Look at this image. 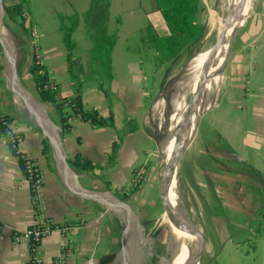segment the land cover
I'll list each match as a JSON object with an SVG mask.
<instances>
[{"label":"crops","instance_id":"obj_1","mask_svg":"<svg viewBox=\"0 0 264 264\" xmlns=\"http://www.w3.org/2000/svg\"><path fill=\"white\" fill-rule=\"evenodd\" d=\"M129 1L140 4L135 0H112L111 13L114 12L116 25L118 18L122 22L118 16L128 10ZM17 2L19 0L10 5ZM143 9L141 6L140 10ZM3 11L0 5V114L13 119V131L23 136L20 152L35 160L43 177L38 199L44 209L42 211L35 205L32 187L19 157L13 153L7 140L0 138V264H28L31 246L28 242L16 243L13 234L44 221L68 229L66 234L54 232L41 241L39 249L44 264H55L60 256L66 258L65 264H101L98 256L103 253L101 226L105 214L100 202L105 203L103 199L112 196L108 193H115L118 189L124 191L135 169L152 163L156 141L147 132V118L153 102L146 86L141 84L145 68L142 64L135 66L136 61L132 58L131 65L127 64L122 72V79L116 76L113 80L110 92L92 77L89 82L84 81L83 101L87 109L95 108L105 118L113 115L115 127L97 128L88 122L75 121L71 131L64 134L57 107L39 99L30 73L35 46L41 48L37 34L32 30L28 35L12 21L18 27L14 33L21 39L16 47L3 24ZM143 12L147 14L152 10L144 9ZM123 24L120 25L124 27ZM111 27L115 29L114 25ZM87 43L85 40V46ZM51 44L41 52L42 64L55 79L58 95L72 98L73 83L65 84L61 78L69 70L65 50ZM19 48L25 50L27 60L24 63H19ZM114 57H117L115 52ZM88 68L92 73V65L85 73H90ZM237 73L241 74V110L235 116L223 114L216 152L221 155L223 142L230 144L233 139L238 143L237 138L241 141V154L231 157L233 166L241 165L243 170L241 195H228L233 214L241 218L238 229L241 243L227 244L222 253L229 251V264H264V202L255 203L264 200V0H251L245 9L241 20V67ZM207 135L208 130H205L200 140ZM43 143L49 147L47 154L43 152ZM117 144L118 150L113 155ZM251 152L258 158H252ZM78 154L99 168L93 172L76 171L69 160ZM228 154L231 153L225 152V156ZM214 164L221 169L224 164L222 156H214ZM229 185L233 190L237 187L233 183ZM81 190L88 191L95 199L82 196ZM240 202L241 210L238 209ZM105 206L107 209L111 207L107 203ZM221 223L222 227L232 228V223L228 224L225 219ZM210 249L212 254L209 257L208 247L204 245L203 262L207 255L208 259L212 258L211 263L218 257L215 245L212 244Z\"/></svg>","mask_w":264,"mask_h":264},{"label":"rangeland","instance_id":"obj_2","mask_svg":"<svg viewBox=\"0 0 264 264\" xmlns=\"http://www.w3.org/2000/svg\"><path fill=\"white\" fill-rule=\"evenodd\" d=\"M1 1L5 7L9 6L11 2H15V0ZM25 1L26 23L29 24L31 33L33 30L37 34V39L40 42L39 47H41L40 52H43L51 43H53L51 45H59L65 50L69 64L68 72L61 77L65 84L73 83L74 88L79 83L84 85V81L89 82L92 77L110 92L113 80L116 76L122 79V72L127 64L131 65L132 58L136 61L135 66L142 64L141 66L145 68V71H141L143 76L141 84L146 86L145 88L153 102L147 118V132L156 141V145H153L154 154L150 161L152 163L148 167L146 165L135 169L136 171L134 170L137 172L144 169L145 175H142L143 178L138 186H129V193H123L120 189L115 193H108V195H115L118 198L121 196L122 202L127 204L129 208L123 207L124 210H127L124 212L123 209L116 211L112 206L107 209L102 205V212L105 215L101 226L103 253H99L98 256L101 257V264L109 262V257H114L111 264H128L130 251L123 257L120 256V253L124 246L130 245V238L136 242V245L132 244L134 257L130 264H162V259H168L171 256L168 252V228L164 220V207L159 196L160 171L164 165L161 145L166 138L168 139L171 119L174 114V102L187 91L185 104L190 105L194 92L198 88L202 96L196 106L197 113H195L196 115L188 130L180 138L181 155L184 154L177 165L178 185L181 190L184 216L190 222L192 229L194 242L192 250L197 256V264H229V251L222 253L223 249L232 242L241 243V233H238V229L241 227V218L233 214V209L229 206L230 198H228L230 193L232 196L241 195L243 170H241V165L233 166L231 160V157H237V153L241 154V141L239 142V138H237L238 143L234 142L233 139L231 142L229 141L230 144L223 142V145L220 146L221 155H217L216 151L219 147L217 140L222 133L223 123L220 120L223 114L230 113L235 116L241 110V78L239 79L241 74L237 73L238 67H241V20L231 38V50L230 52L228 50L229 53H227L223 68L220 70L221 73L218 72L220 76L218 83H213L216 76L215 72L208 75L209 81L206 85H202L201 88L196 87L193 90L192 88L196 80L200 81L203 78V71L208 69L210 65L200 69L197 67L198 61L209 56V50L216 44L232 15L230 2L234 6L236 2L234 4V0H230V2L229 0H201L202 12L199 20L206 29L203 39L184 50L173 62L158 67L155 63L156 52L150 49V45L146 41L151 34L148 26L150 23L154 24L161 34L166 32V26H164L160 13L146 14L143 12L142 14L144 9L146 11L150 8L153 10V0H135L140 2L139 5L129 1L127 3L128 10L123 11L122 16H118L121 17L122 22L120 24L124 23V27L118 23L120 18L116 22L117 25L113 21L112 0H109V7L105 3L108 0ZM238 5H241L240 2ZM141 6L144 7L143 10H140ZM2 17L8 35L16 46L21 41L14 33L18 27L14 26L12 21L6 17V12ZM74 23H76V28L72 34L74 50L71 62L73 73L78 76L79 83L78 80H73L70 71L71 64L68 61L70 51L63 30V26L71 28ZM112 25L115 26V29H112ZM117 29H120L117 40L119 43L117 42L118 47L116 44L113 48L110 57L112 68L108 72L105 59L99 58L97 62L94 56L95 53L98 56L99 52L103 51L99 47V41L106 42L115 34ZM85 40L88 41L86 46ZM36 46L35 48H37ZM24 52L23 48L18 49L19 63H24L27 60ZM114 52L117 57H114ZM33 53L36 61V49ZM74 54H77V57ZM89 65H92V73L91 68H88L90 73H85ZM213 67L214 64L211 63L210 72ZM157 104H160V107L156 109ZM236 129L238 128L235 127ZM205 130H208V135L205 139L200 140ZM239 136L241 140V134ZM190 145L188 152L187 148ZM249 146L254 149L252 144ZM250 147L249 150L252 151ZM225 152L231 154L225 156ZM253 153L250 154L252 158H258ZM214 156H222L224 164L221 169L215 166ZM162 175L165 176L164 169ZM132 177L128 185L132 181ZM230 183L236 184L237 187L234 190L230 189ZM130 190L134 191L131 192ZM226 193L227 195H225ZM165 195L169 210L166 183ZM170 201L173 208L171 194ZM263 202L264 200L261 199L255 203L263 204ZM238 209L241 210V202ZM128 212H132L141 227L134 224L135 219L129 216ZM222 219L227 220L228 224L232 223V228L222 227ZM169 225L170 235L177 240L174 226L171 223ZM263 235L264 233H262V237ZM212 244L218 249L216 253L218 257L211 263L212 258L208 259L207 255L203 262L205 259L204 245H207L210 257Z\"/></svg>","mask_w":264,"mask_h":264},{"label":"trees","instance_id":"obj_3","mask_svg":"<svg viewBox=\"0 0 264 264\" xmlns=\"http://www.w3.org/2000/svg\"><path fill=\"white\" fill-rule=\"evenodd\" d=\"M153 2L154 8L152 13L161 14L164 26H166V32L161 34L160 31L156 29L155 25L150 23L148 28L151 31V34H149V38L147 37L146 41L149 43L150 49L156 52L155 63L160 67L166 63L173 62L184 50L200 42L205 35L206 29L199 20V16L202 12L201 0H153ZM25 3V0H21V2L11 4L7 7L4 6V8L6 17L14 23L19 24L26 33L30 35L31 31L26 26ZM105 3H107L108 7L110 6L109 0ZM118 23L120 24V20H118ZM75 24L76 23H74L71 28L63 26V30L65 31V40L68 43V49L70 51V54L68 55V61L71 64L70 71L73 75V80H78V76L73 73V64L71 62L74 50L72 34L76 28ZM118 33L119 30L117 29L115 34L111 38H108L106 42L102 43L99 41V47L103 50L101 51L102 55L98 51L99 55L97 56L95 53L94 56V58L96 57L97 62L99 58L105 59L106 65H108V72H110L112 68V60L110 57L113 48L117 43ZM1 69L0 66V71ZM30 73L36 83L39 99L45 104H51L57 107L64 134L71 131L73 128V122L75 121L88 122L97 128L115 127L113 115L109 118H105L97 109H87L83 101V83L80 84L79 80V84L73 88L74 96L72 98H63L58 95V90L54 89V85L50 80L51 75L49 71L42 63H37L35 57L30 68ZM0 119L1 121H13L11 117L3 114H0ZM4 128L5 127L1 126L0 130L3 131L9 147L13 153H15V150L12 148L10 132H8V129ZM43 146V152L47 154L49 150L47 143H43ZM117 150L118 144L114 147L113 155H115ZM20 162L25 172L24 161L20 159ZM69 164L73 169L82 173L93 172L95 169L99 168V166L95 165L91 160L81 154H78L74 159H70ZM120 197L121 196H119V198ZM109 258V262H106L105 264H111L113 262L114 257Z\"/></svg>","mask_w":264,"mask_h":264},{"label":"bare ground","instance_id":"obj_4","mask_svg":"<svg viewBox=\"0 0 264 264\" xmlns=\"http://www.w3.org/2000/svg\"><path fill=\"white\" fill-rule=\"evenodd\" d=\"M239 2L241 4L240 6L238 5ZM250 3H251V0H249V2L247 3L246 9H248ZM234 4L235 6L232 5L230 2V7H231L230 11L232 10L231 11L232 15H231L230 22H228L229 27L227 29L226 38L222 42L220 48L218 49L216 53L215 59H217V62L214 63V67L211 69V74L216 72V76L213 81V83H216V84L218 83V80L220 78V76L218 75V72L222 70L227 53H229L231 50V47H230L231 38L234 34L235 29L237 28L238 22L241 20L240 12H241V6L243 5V0H234ZM211 63H212V60L209 58V56L203 57L200 61H198L197 67H200V69H202L203 66L207 67V65ZM205 71L206 70H204L203 73H205ZM219 73H221V71ZM200 83H201V80L200 81L196 80L192 90L195 89L196 87L201 88L202 84ZM187 94L188 93L186 91V93L184 92L183 95H180V99L177 97L178 99L174 102V105H173L174 114L171 119V126L169 128L168 139L166 138V140L161 145V149H163L164 165L169 164L171 162V159L174 156L181 155V146H180L181 139L180 138L188 130L189 126L191 125L196 115L195 113H197L196 111L197 107L195 108L196 112L195 111H193V113L189 112V105L187 106V104H185ZM159 107H160V104H157L156 109ZM165 175H166V172H165ZM165 183H166L168 198H169V212L174 221L173 226L175 228L176 238L178 242L176 246V250L178 251L177 253H175L174 255L175 257L169 256L168 259H162V264H183L185 260L188 262V264H197L198 263L197 256H195L192 250L193 245H194L193 238H192V229L190 226V222L184 216V209H183L182 202H181V190L178 185V166H172L170 168L169 173L166 177ZM170 194L172 198L173 208L171 206ZM103 201L107 203L108 205L112 206L113 209L116 211H119L121 209L124 210V208L120 206L114 200L113 196L109 198L107 197V199H103ZM126 211L127 210H124V212ZM128 215L133 217L135 219V221L133 222H136V224L140 226L136 217L133 216L132 212H128ZM129 243L130 245L127 244L126 246H124L123 252L121 254V256L123 257L124 255L126 256L128 254V251H130L128 264L132 262V259L134 257V254L132 253L133 252L132 249L134 246L132 244L134 243L136 245V242H133V239L131 238H130Z\"/></svg>","mask_w":264,"mask_h":264},{"label":"built area","instance_id":"obj_5","mask_svg":"<svg viewBox=\"0 0 264 264\" xmlns=\"http://www.w3.org/2000/svg\"><path fill=\"white\" fill-rule=\"evenodd\" d=\"M36 62L42 63V54L38 48H36ZM51 82L54 85V89L58 90V85L55 82V79L51 76L50 77ZM13 121H1L0 119V127H5L4 129H8L10 132V138L12 141V148L15 150V154L19 157V159H22L24 161V168H25V175L31 184L33 195L35 197L34 202L35 205H37L38 209H41L43 211L44 206L38 199V193L39 190L43 184V177L39 170L36 167L35 160H33L30 156L25 155L20 152L19 148L21 143L23 142V137L15 133L12 129ZM9 135V134H8ZM0 138L6 139V136L4 135L3 131L0 130ZM7 140V139H6ZM144 169H140L134 174V178H132V181H130V184L126 187V189L123 191V193H129V186H138L143 178ZM131 191V190H130ZM133 191V190H132ZM68 229L65 226L58 225L55 223H52L51 221H44L42 223H36L32 227L22 231V232H15L13 234L14 241L16 243H22V242H28L31 246V258L29 260L28 264H44L43 257L41 255V251L39 249V245L41 241L50 236L54 232H62L67 233ZM66 258L64 256H60L59 259L55 262V264H65Z\"/></svg>","mask_w":264,"mask_h":264},{"label":"water","instance_id":"obj_6","mask_svg":"<svg viewBox=\"0 0 264 264\" xmlns=\"http://www.w3.org/2000/svg\"><path fill=\"white\" fill-rule=\"evenodd\" d=\"M249 2V0H243V5L241 6V12H240V16H241V20L243 19V16H244V11L246 9V6H247V3ZM0 5L3 6V3L2 1L0 0ZM3 9H4V13H5V8L3 6ZM230 19H231V16H230ZM230 19L228 22H230ZM226 23L224 29L222 30L216 44L209 50V58L212 60V64H214V61H215V56H216V53L218 51V49L220 48L222 42L225 40L226 38V33H227V29L229 27V23ZM236 30V29H235ZM235 32V31H234ZM1 40V38H0ZM214 59V61H213ZM210 68H211V64L208 66V69H206L205 73H203V78L201 79V83L203 86L206 85L209 81V77L208 75L210 74L211 75V72H210ZM202 94L198 89L195 90L194 92V96L192 98V101L189 105V112H192L195 111V108L197 106V103L199 102L200 98H201ZM201 139V138H200ZM193 141L191 142V145H192ZM191 145L187 148V151L190 150V147ZM189 152V151H188ZM184 154V153H183ZM182 155H178V156H174L172 159H171V162L167 165H163L161 171H160V186H159V196H160V201L164 207V220L166 221V224H167V228H168V247H169V253L170 255L173 257L175 255V253H177L178 250H176V246L178 244L177 240L172 237L170 235V223L173 225V219L171 217V214L169 213V210H168V205H167V200H166V195H165V181H166V177L169 173V170L172 166H177L180 161H181V158H182ZM163 169L165 170L166 172V175L163 176L162 175V171ZM81 195L86 197V198H94L91 193H89L88 191H82L81 190ZM114 200L122 207L124 208H129V206L127 204H125L124 202H122V200L120 198H118L117 196L115 195H112ZM95 199V198H94ZM97 200V199H96ZM98 201V200H97ZM100 202V201H99ZM102 205L105 206V203H102L100 202ZM106 207V206H105ZM179 246V245H178ZM123 252V249L121 251V253ZM121 253H120V256H121ZM175 257V256H174ZM183 264H188V262L185 260L183 262Z\"/></svg>","mask_w":264,"mask_h":264},{"label":"flooded vegetation","instance_id":"obj_7","mask_svg":"<svg viewBox=\"0 0 264 264\" xmlns=\"http://www.w3.org/2000/svg\"><path fill=\"white\" fill-rule=\"evenodd\" d=\"M134 224H136V222H134ZM137 225V224H136Z\"/></svg>","mask_w":264,"mask_h":264}]
</instances>
